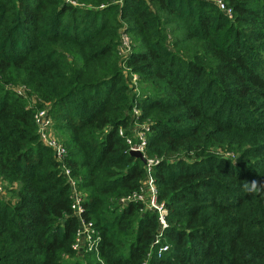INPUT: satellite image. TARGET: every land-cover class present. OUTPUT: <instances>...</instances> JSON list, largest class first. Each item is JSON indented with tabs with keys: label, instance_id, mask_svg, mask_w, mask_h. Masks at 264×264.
Returning <instances> with one entry per match:
<instances>
[{
	"label": "trees",
	"instance_id": "obj_1",
	"mask_svg": "<svg viewBox=\"0 0 264 264\" xmlns=\"http://www.w3.org/2000/svg\"><path fill=\"white\" fill-rule=\"evenodd\" d=\"M222 1L0 0V264H264V192L241 189L264 179V0ZM136 123L163 228L122 201L147 176ZM82 222L95 250L73 248Z\"/></svg>",
	"mask_w": 264,
	"mask_h": 264
},
{
	"label": "built area",
	"instance_id": "obj_2",
	"mask_svg": "<svg viewBox=\"0 0 264 264\" xmlns=\"http://www.w3.org/2000/svg\"><path fill=\"white\" fill-rule=\"evenodd\" d=\"M220 9L225 10L228 15H230V9L226 8L222 0H217ZM128 36L123 35L122 38V48L127 50L129 48V41ZM15 92L18 95L25 96V90L21 87H15ZM136 114L139 113L138 109H134L133 111ZM35 122L37 124V132L39 134L40 140L47 146L51 147L55 157L58 160L63 159L64 147L58 141L55 131L53 129V121L51 118L46 114L44 109L38 110L35 115ZM137 129H134L132 134L126 137V143L129 145V150H137L141 152L145 157V167L147 170V176L144 179V187L140 193H135L122 201L129 200V199H139L141 200L147 208L155 209L159 213V221L162 225V228L165 227V219L164 213L165 210L163 209L162 205L157 203L156 201V192L157 188L154 182V179L151 175V167L157 160L146 158L145 150H146V143H147V135L145 131L149 130V127L145 124H137L135 125ZM123 130L119 129V134L122 135ZM62 172L65 177H67L68 181L70 182L71 186V193L70 196L72 198V210L73 213L79 215L82 211L81 208V201L84 198V193L78 186L76 185V181L70 177V170L65 165H62ZM0 190H1V183H0ZM146 193L149 194L150 197L147 199ZM92 230L89 228V223L82 222V227L78 232V238L76 243L74 244V249H79L80 252L83 250H95L96 244V237L91 235ZM168 250L167 244L159 245L156 249V256L161 257L164 252ZM84 252V251H83ZM142 264H146V261Z\"/></svg>",
	"mask_w": 264,
	"mask_h": 264
},
{
	"label": "clouds",
	"instance_id": "obj_3",
	"mask_svg": "<svg viewBox=\"0 0 264 264\" xmlns=\"http://www.w3.org/2000/svg\"><path fill=\"white\" fill-rule=\"evenodd\" d=\"M241 189L243 192L249 195L264 192V179H245L242 182Z\"/></svg>",
	"mask_w": 264,
	"mask_h": 264
},
{
	"label": "water",
	"instance_id": "obj_4",
	"mask_svg": "<svg viewBox=\"0 0 264 264\" xmlns=\"http://www.w3.org/2000/svg\"><path fill=\"white\" fill-rule=\"evenodd\" d=\"M129 153H130L132 156L137 157V158H139L141 161L145 162V157H144V155H143L141 152H139V151H137V150H130Z\"/></svg>",
	"mask_w": 264,
	"mask_h": 264
},
{
	"label": "rangeland",
	"instance_id": "obj_5",
	"mask_svg": "<svg viewBox=\"0 0 264 264\" xmlns=\"http://www.w3.org/2000/svg\"><path fill=\"white\" fill-rule=\"evenodd\" d=\"M128 41H129V47H130V38L128 39ZM18 86H16V87H21V88H24L25 89V87L23 86V85H20V84H17ZM81 191H83V190H81Z\"/></svg>",
	"mask_w": 264,
	"mask_h": 264
},
{
	"label": "crops",
	"instance_id": "obj_6",
	"mask_svg": "<svg viewBox=\"0 0 264 264\" xmlns=\"http://www.w3.org/2000/svg\"><path fill=\"white\" fill-rule=\"evenodd\" d=\"M146 195H147L146 197H147V199H148V197H150V196H149V194H148V193H146ZM148 200H149V199H148Z\"/></svg>",
	"mask_w": 264,
	"mask_h": 264
}]
</instances>
